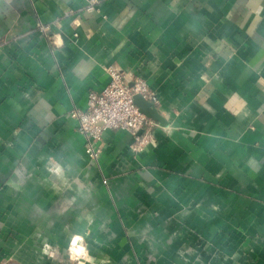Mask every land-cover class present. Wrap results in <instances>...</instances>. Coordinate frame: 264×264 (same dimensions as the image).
I'll list each match as a JSON object with an SVG mask.
<instances>
[{
	"label": "crops",
	"instance_id": "obj_1",
	"mask_svg": "<svg viewBox=\"0 0 264 264\" xmlns=\"http://www.w3.org/2000/svg\"><path fill=\"white\" fill-rule=\"evenodd\" d=\"M89 4L0 0V264H264V0ZM109 69L162 123L91 159Z\"/></svg>",
	"mask_w": 264,
	"mask_h": 264
},
{
	"label": "built area",
	"instance_id": "obj_2",
	"mask_svg": "<svg viewBox=\"0 0 264 264\" xmlns=\"http://www.w3.org/2000/svg\"><path fill=\"white\" fill-rule=\"evenodd\" d=\"M92 9L95 0H89ZM111 81L101 93L91 92L87 99L86 111L74 109L70 117L77 122L78 132L86 140V153L91 159H97L99 149L96 144L106 130L129 132L134 138L132 149L139 151L148 142L154 121L142 114L134 103L136 95L159 105L156 94L139 79L129 80L119 70L109 69Z\"/></svg>",
	"mask_w": 264,
	"mask_h": 264
},
{
	"label": "water",
	"instance_id": "obj_3",
	"mask_svg": "<svg viewBox=\"0 0 264 264\" xmlns=\"http://www.w3.org/2000/svg\"><path fill=\"white\" fill-rule=\"evenodd\" d=\"M134 103L142 114H144L151 120L159 121L162 123V119L156 107L152 103H150L140 95H136L134 97Z\"/></svg>",
	"mask_w": 264,
	"mask_h": 264
},
{
	"label": "snow or ice",
	"instance_id": "obj_4",
	"mask_svg": "<svg viewBox=\"0 0 264 264\" xmlns=\"http://www.w3.org/2000/svg\"><path fill=\"white\" fill-rule=\"evenodd\" d=\"M76 241H74V245H76ZM74 251H77V252H82L83 251V249H81V248H74Z\"/></svg>",
	"mask_w": 264,
	"mask_h": 264
}]
</instances>
